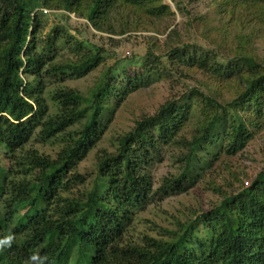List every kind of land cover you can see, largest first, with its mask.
I'll use <instances>...</instances> for the list:
<instances>
[{
	"label": "trees",
	"instance_id": "1",
	"mask_svg": "<svg viewBox=\"0 0 264 264\" xmlns=\"http://www.w3.org/2000/svg\"><path fill=\"white\" fill-rule=\"evenodd\" d=\"M0 24V264H264V168L249 186L224 189L212 178L222 158L241 154L264 132V0H11ZM20 1V3H19ZM74 14L97 33L147 37L145 59L115 85L108 70L87 96L60 87L102 62V48L54 29L44 40L33 11ZM48 9V10H47ZM34 13V14H33ZM193 32L204 44H199ZM73 59H64L62 45ZM182 85L153 115H142L93 167L116 107L155 81ZM43 78L58 87L46 103ZM189 84V83H188ZM35 144L54 147L40 151ZM169 155L176 173L154 189L150 170ZM207 185L219 200L156 237L129 238L145 206ZM204 185V186H205Z\"/></svg>",
	"mask_w": 264,
	"mask_h": 264
},
{
	"label": "rangeland",
	"instance_id": "2",
	"mask_svg": "<svg viewBox=\"0 0 264 264\" xmlns=\"http://www.w3.org/2000/svg\"><path fill=\"white\" fill-rule=\"evenodd\" d=\"M187 10L193 13L208 14L207 3H189V0H182ZM173 12L174 6L170 0H164ZM20 3V1H19ZM15 4L11 0H0V24L5 15L11 12ZM48 10V9H47ZM40 7L33 12L41 19L42 32L39 33L38 39L44 40L54 29L60 30L65 37L73 38V42H81L86 49L93 51L102 48L104 52L103 62L90 74L80 79H67L60 87L78 91L87 96L89 92L97 88L108 70L113 69L111 81L119 85L123 80V72L138 69L145 59L147 50V37H155L159 45L165 38V35H155L152 33H139L125 35L123 37H112L110 42L106 34L97 33L84 20L79 19L74 14H68L64 17L61 12H44ZM33 13V14H34ZM175 25L182 30L186 19L175 12ZM194 33H189L194 37ZM199 44H204L196 36ZM63 41L62 55L64 59H73L69 52L70 47ZM184 84H177L174 80H157L144 90L129 94V96L116 107L110 123L102 135V140L89 156L83 160L81 167L91 169L93 167L92 158L101 148L112 149L115 142L120 136L129 132L134 125V121L142 115H153L157 109L168 99L178 95L182 91V85L197 87V81L202 79L199 76H189ZM45 87L46 103L50 105L49 95L58 87L53 79L43 78ZM189 83V84H188ZM35 148L46 153L53 154L56 150L54 147L41 146L35 144ZM150 174L153 179L154 189L159 187L162 179L169 174L176 173V168L172 165L171 159L167 154L157 159ZM264 168V132L255 136L243 152L236 157L222 158L213 168V179L224 189L231 187L234 191H240L249 186L255 175ZM205 185V184H204ZM199 185L190 188L184 194L170 196L162 202H154L142 209L134 222L133 230L129 233V238L139 241L143 234L156 237L163 234V229L174 228L177 221L182 224L187 223L195 215L206 213L211 204L218 202L219 198L212 191H207V185ZM76 256L69 258L68 264H74Z\"/></svg>",
	"mask_w": 264,
	"mask_h": 264
},
{
	"label": "clouds",
	"instance_id": "3",
	"mask_svg": "<svg viewBox=\"0 0 264 264\" xmlns=\"http://www.w3.org/2000/svg\"><path fill=\"white\" fill-rule=\"evenodd\" d=\"M11 239V236H9L4 241H0V243L8 244L11 242ZM31 259L34 261H38V264H44L46 258H38L36 256H32Z\"/></svg>",
	"mask_w": 264,
	"mask_h": 264
},
{
	"label": "built area",
	"instance_id": "4",
	"mask_svg": "<svg viewBox=\"0 0 264 264\" xmlns=\"http://www.w3.org/2000/svg\"><path fill=\"white\" fill-rule=\"evenodd\" d=\"M44 12H46V11H44Z\"/></svg>",
	"mask_w": 264,
	"mask_h": 264
}]
</instances>
